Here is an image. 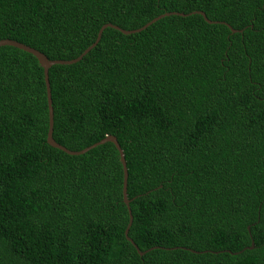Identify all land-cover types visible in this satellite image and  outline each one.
<instances>
[{
    "label": "trees",
    "instance_id": "trees-1",
    "mask_svg": "<svg viewBox=\"0 0 264 264\" xmlns=\"http://www.w3.org/2000/svg\"><path fill=\"white\" fill-rule=\"evenodd\" d=\"M0 264H264V0H0ZM224 23L237 33H231ZM248 229V230H247ZM252 249H248L250 243Z\"/></svg>",
    "mask_w": 264,
    "mask_h": 264
},
{
    "label": "water",
    "instance_id": "water-1",
    "mask_svg": "<svg viewBox=\"0 0 264 264\" xmlns=\"http://www.w3.org/2000/svg\"><path fill=\"white\" fill-rule=\"evenodd\" d=\"M194 14L200 15L207 24H215L216 23V22H211V21L207 20L201 12H193V13H190L188 15H183V14H179V13H163V14L153 18L151 21L147 22L141 28H138L137 30H131V31H124V30L119 29L118 27H114V26H111L109 24H105L99 28L93 43L91 45H89L79 56H77L76 58L69 60V61H61V60L50 61V60H47V58L45 56H43L41 53H39L38 51H36L32 48H29L23 44H20V43L14 42V41H10L7 39L0 40V47L9 46V47H13V48H16L20 51H23L25 53L30 54L31 56H33L36 59V61L38 62L39 66L42 69L43 81H44V86H45V97H46V104H47V132H46V144L47 145H49L50 147L55 148L57 150H60L67 155L78 156V155L84 154L85 152L91 150L92 148H94L98 145L109 142L114 146V148L118 152L119 161H120L121 166H122V189H121L122 202L125 205V207L127 209V213H128V224L124 230V237H125L126 241H128L134 247V249L136 250V252L138 253L139 256H141L143 253L139 252L137 250V248L135 247V245L133 244V242L127 237V230H128L130 223H131V215H130V211L128 208V200L126 198L127 174H126L123 155L121 153V150H120L118 144L116 143L115 138L112 136H106L103 139H101L100 141H98L97 143L92 144L89 147H86V148H84L80 151H77V152L68 151L65 148L58 145L57 143H55L54 140L52 139V136H51V134H52V107H51L50 91H49V84H48V74L47 73H48V69L51 66H54V65H71V64L78 62L87 52H89L97 44V42L100 39L101 33L105 28H111L115 31L120 32L123 35H129V34L138 33L140 31L144 30L150 24L156 22L157 20H159L163 17H168V16L185 17V16H189V15H194ZM219 24H223L224 26H226L230 30L231 33L239 32L237 30L231 29L228 25H226L224 23H219ZM252 247H253V243L251 242L248 249H252Z\"/></svg>",
    "mask_w": 264,
    "mask_h": 264
}]
</instances>
